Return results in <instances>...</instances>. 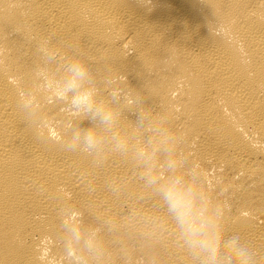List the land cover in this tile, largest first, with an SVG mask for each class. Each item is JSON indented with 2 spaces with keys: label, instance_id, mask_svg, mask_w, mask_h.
<instances>
[{
  "label": "bare ground",
  "instance_id": "bare-ground-1",
  "mask_svg": "<svg viewBox=\"0 0 264 264\" xmlns=\"http://www.w3.org/2000/svg\"><path fill=\"white\" fill-rule=\"evenodd\" d=\"M44 39L102 73L122 72L167 113L184 150L211 172L224 233H238L264 264V0H153L151 10L138 0H0V264H40L65 201L86 215L115 209L104 179L131 176L119 159L93 168L26 122L18 78ZM128 245L133 264H186L169 241Z\"/></svg>",
  "mask_w": 264,
  "mask_h": 264
},
{
  "label": "clouds",
  "instance_id": "clouds-1",
  "mask_svg": "<svg viewBox=\"0 0 264 264\" xmlns=\"http://www.w3.org/2000/svg\"><path fill=\"white\" fill-rule=\"evenodd\" d=\"M138 2L151 10L153 0ZM34 52L27 78H18L26 122L43 139L88 157L93 168L119 159L131 169V176L104 179L115 209L86 215L70 201L61 205L56 243L39 251L40 264H133L130 239L169 241L186 264H259L255 248L238 233H224L226 205L214 195L211 172L184 150L167 113L147 106L125 74L102 73L75 50L44 39ZM85 120L92 126L82 127ZM82 176L94 192L88 173Z\"/></svg>",
  "mask_w": 264,
  "mask_h": 264
}]
</instances>
